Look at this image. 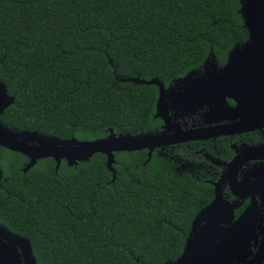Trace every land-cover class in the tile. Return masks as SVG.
I'll use <instances>...</instances> for the list:
<instances>
[{
	"label": "trees",
	"instance_id": "obj_1",
	"mask_svg": "<svg viewBox=\"0 0 264 264\" xmlns=\"http://www.w3.org/2000/svg\"><path fill=\"white\" fill-rule=\"evenodd\" d=\"M240 0H0V81L15 102L12 129L97 139L154 129L158 88L224 64L248 40ZM151 21V23H149ZM147 25V27H145ZM43 85V92L41 86ZM146 150L116 152L56 171L52 157L1 147L0 224L30 239L37 264H165L214 198L203 177Z\"/></svg>",
	"mask_w": 264,
	"mask_h": 264
},
{
	"label": "water",
	"instance_id": "obj_2",
	"mask_svg": "<svg viewBox=\"0 0 264 264\" xmlns=\"http://www.w3.org/2000/svg\"><path fill=\"white\" fill-rule=\"evenodd\" d=\"M240 3V13L249 38L230 50L224 65H219L212 52L202 68L177 78L169 88H166L164 82L156 77L122 79L157 85L159 87L157 116L164 118L167 123L168 108L181 106H208L211 113H227L231 115V119L240 118L239 121L215 128L194 130L186 137L184 135L186 133L179 132V135L171 139L165 130L162 133L146 131L136 134H116L112 128L109 129L108 136L92 140H81L75 136L60 138L43 134L38 130L12 129L4 124L1 116L15 102V96L9 94L7 85L0 81V148L6 147L27 156L29 161L24 171L42 158H54L57 171L62 160H66L72 166L77 165L78 162L89 161L96 153H103L107 156L106 164L112 172V181H115L116 152L148 149V158L145 161L147 163L156 147L200 137L217 136L227 132L226 128H230L231 132H242L262 126L264 124V0H240ZM169 97L171 102L167 99ZM229 98L236 102L235 106H230ZM263 149V147L249 148L250 151ZM2 175L0 168V177ZM257 183L254 181L252 184ZM231 187L237 199L230 201L224 198L221 188H217L213 201L195 216L180 256L175 261L165 264H264V223L261 211L257 207V199L252 195L251 204L235 219V209L240 205V198L248 197L249 192L245 191V186L242 184ZM260 191L263 193L261 194L264 203V190ZM260 235L262 238L259 248L253 254L252 245L258 243ZM0 264H37L30 239L2 224H0Z\"/></svg>",
	"mask_w": 264,
	"mask_h": 264
},
{
	"label": "flooded vegetation",
	"instance_id": "obj_3",
	"mask_svg": "<svg viewBox=\"0 0 264 264\" xmlns=\"http://www.w3.org/2000/svg\"><path fill=\"white\" fill-rule=\"evenodd\" d=\"M224 64L219 63L220 66ZM174 81L168 85L164 83L165 87L169 88L174 84ZM157 88L159 97V87L157 86ZM167 99L168 101L171 100L170 97ZM228 102L230 106L236 105L233 99L229 98ZM155 110L154 118L159 121V124L149 131L162 133L165 130L170 139L175 135H179V132L186 133L184 134L186 137L194 130L215 128L240 120V118L231 119V115L227 113H211L208 106H181L168 108L167 123L164 118L157 116V101ZM166 124H168V127L165 126ZM226 130L227 132L217 136L200 137L156 147L152 156L154 152H157L172 162L175 171L191 174L197 178L203 177L205 181L212 185L214 198L216 189L221 188L224 198L235 201L237 196L233 193L231 185L234 187L240 186V184L244 185L245 191L249 192V196L244 199L240 198V205L235 209V219L246 210L251 204L252 195H255L257 207L261 211L264 223L263 193L260 191L264 190V149L262 151L249 150L251 147L264 148V124L242 132H231L230 128H226ZM209 131L213 132L212 130ZM143 150H146L148 158V149ZM28 161L29 158L27 157V161L23 163L25 167ZM254 181L258 183L253 185ZM261 238L262 235L259 236L257 244L253 243L251 248L253 254L257 252Z\"/></svg>",
	"mask_w": 264,
	"mask_h": 264
},
{
	"label": "snow or ice",
	"instance_id": "obj_4",
	"mask_svg": "<svg viewBox=\"0 0 264 264\" xmlns=\"http://www.w3.org/2000/svg\"><path fill=\"white\" fill-rule=\"evenodd\" d=\"M149 23H151V21H149ZM145 27H147V25H145ZM41 90L43 92V85L41 86Z\"/></svg>",
	"mask_w": 264,
	"mask_h": 264
}]
</instances>
